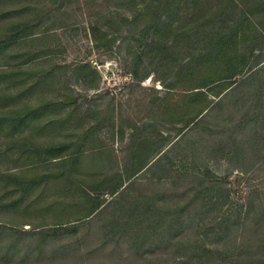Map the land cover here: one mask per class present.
Segmentation results:
<instances>
[{
    "label": "rangeland",
    "instance_id": "374dc122",
    "mask_svg": "<svg viewBox=\"0 0 264 264\" xmlns=\"http://www.w3.org/2000/svg\"><path fill=\"white\" fill-rule=\"evenodd\" d=\"M66 1L0 0V264L264 258V0ZM96 23L116 40L95 45ZM161 134L153 182L109 206L128 146ZM126 200L160 216V245L104 239ZM15 231L35 235L4 258Z\"/></svg>",
    "mask_w": 264,
    "mask_h": 264
},
{
    "label": "trees",
    "instance_id": "16d2710c",
    "mask_svg": "<svg viewBox=\"0 0 264 264\" xmlns=\"http://www.w3.org/2000/svg\"><path fill=\"white\" fill-rule=\"evenodd\" d=\"M160 1H162V0H159V3H158L156 0V2H155L156 4H155L153 2V0H151V1L145 0L146 4H145L144 8L146 10H148V9L150 10L151 8H154V6L161 4ZM66 2H68V0ZM78 2H79V0H78ZM168 2H171V0H168ZM145 11L143 12V14L145 13ZM138 18H139V16L136 15L133 18V20L139 21ZM24 26H25V24H21L20 26H17L16 28H14L12 30L13 34H15V31L20 32V33L22 32V34H23V32L25 30ZM89 30H90V33H91L93 40L95 41V43H94L95 45H99L100 42L111 43V42L116 40V37L113 34H111L110 32H108L107 30L102 32L101 28L98 26L97 23L91 24L89 27ZM126 38H128V37L126 36ZM3 42H0V46ZM136 58L138 60V55ZM90 74H94L95 78L97 77L98 79H100V77H101L100 73L97 71V69L92 67L90 64H88V63L82 64L80 66V69H79V75H90ZM209 81L210 82L206 83V86H209L210 84L214 83V81H212V80H209ZM197 92H200V91H197ZM39 108H40L39 106H38V108L31 106L29 108L30 113L28 114V116L36 115L37 112L40 110ZM17 114H19V116L22 115L20 112ZM13 120L17 121V118L14 117ZM22 121H24L23 118H22ZM161 139L163 140L162 145L160 144L159 147H156V148L154 147V149L150 148L147 143L137 144L136 141L131 142V144L128 146L127 149L129 151L135 153V155L133 157L134 160L131 163L132 167L128 170L124 169L122 171V173H120L118 175V183L115 184L114 186H110V188H108L109 192H111L112 194H116L119 192L117 194V196L112 201H110L108 203L109 206H113L115 203L120 202V200L122 202V200L125 198V196L127 194V191L131 187L138 184V181L144 180L143 178L149 180L148 182H153V178H155V176L151 175V173L154 174L156 168H158L160 166L163 159L168 158V156H169V153L163 150V148H164L163 145L165 146L167 144L165 141L167 139V137L164 136L163 134H161ZM40 146H39V148H40ZM55 149L56 148L49 149V153H53L55 151ZM32 154H37V151L33 150ZM153 156L154 157L156 156V158L152 161V159L154 158ZM60 161H62V160H58V161H55L52 163H54L53 164L54 166L55 165L57 166L58 164H61V163H58ZM62 163H63V161H62ZM133 168H134V170H131ZM129 170H131V171H129ZM138 174L141 176L138 177L137 176ZM135 176H137V177H135ZM134 179H136V181H134ZM99 193L100 192H97L96 194L99 195ZM101 205L102 204L100 203V205H98L97 209H95L93 213L98 211L100 209ZM137 206H138V204L134 203V201L126 200L124 202V205L119 208L120 211H117L115 213L112 221H109L107 223V225H103L101 228V231H103V234H104V239H106V235H107L108 240L114 242V240L116 239L118 244H120L122 242V240L125 239L126 240L125 243L126 244L129 243V246H130V247H128L129 251H134L136 253H138V251H135V250L140 249L142 247V245L144 243H146L148 240L151 242L148 241V243H150V244L148 245L147 248L160 245V243H161V240L158 239L159 232H160V230H158V227H160V222H159L160 216L158 214H155L152 217H147L146 214L140 215L137 211ZM105 210H106V205L102 209H100L99 213L96 216H100V213L102 214ZM154 213H156V212L154 211ZM92 214L90 213L86 217H90ZM145 226H147V227L145 228ZM12 234H14V238L12 239L10 244L5 247V245H4L5 243H4L1 246V249L4 250V253L2 255L4 258L8 257V251L16 245V243L19 241V239L24 240L25 239L24 236H26V235H31V236L35 235L31 231H21V232L15 231ZM1 240H2V236L0 234V241ZM237 248H242V246H238ZM219 252H220V255L223 254L222 250H219ZM248 254L253 256V255H255V251L253 249H250L248 251ZM231 258H235V256L229 255L228 259H231ZM249 258H251V261L254 262V264H264V258H262L261 256H258V254L255 257H249ZM237 260H239L240 263L243 262L240 259H237ZM97 264H114V262H110V260L108 262V260H107V261H103V262H98ZM217 264H229V262H226V261L225 262H218Z\"/></svg>",
    "mask_w": 264,
    "mask_h": 264
}]
</instances>
